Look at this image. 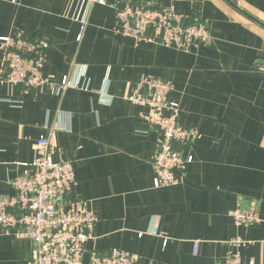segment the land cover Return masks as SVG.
Returning <instances> with one entry per match:
<instances>
[{
    "label": "crops",
    "instance_id": "obj_1",
    "mask_svg": "<svg viewBox=\"0 0 264 264\" xmlns=\"http://www.w3.org/2000/svg\"><path fill=\"white\" fill-rule=\"evenodd\" d=\"M115 2L173 7L202 22L210 41L187 54L136 45L113 33V11L97 5L78 43L75 1L0 0V40L41 39L43 75L60 82L82 70L78 84L86 87L25 95L0 80V197L14 194L9 182L32 163L37 140L60 125L53 160L72 162L69 198L98 220L84 263L91 253L120 249L137 264H222L226 242L238 237L251 242L242 264H264V225L232 220L239 207L264 218V0H107ZM2 57L0 50V72ZM143 76L170 82L180 127L201 135L173 144L192 161L170 188L153 187L159 135L143 131L147 110L124 100ZM0 264H32L30 240L0 233Z\"/></svg>",
    "mask_w": 264,
    "mask_h": 264
},
{
    "label": "built area",
    "instance_id": "obj_2",
    "mask_svg": "<svg viewBox=\"0 0 264 264\" xmlns=\"http://www.w3.org/2000/svg\"><path fill=\"white\" fill-rule=\"evenodd\" d=\"M75 1L71 19L79 25L77 42L83 37L94 6H108L114 13L113 33L132 39L135 44H151L182 53H189L210 41V36L198 19L176 14L173 7L161 11L149 10L140 5L107 0ZM175 2L177 0H169ZM48 43L41 39L5 37L0 40L2 71L0 80L19 87L23 94L42 89L51 95H61L68 89L79 87L82 70L71 73L60 82L43 75L45 51ZM170 82L143 76L135 89L124 100L147 110L141 116L144 130H155L159 135L158 146L152 158L153 187L170 188L180 183V174L192 158L183 159L173 149L176 143H195L201 135L194 129L179 125V104L170 100ZM56 125L47 129L33 147L34 159L9 185L12 196L0 197V233L15 238L27 237L32 244V264H137L133 254L115 249L106 254L91 253L83 262L85 244L95 238L96 216L82 200H72L76 181L71 161L53 160L56 152L54 141ZM142 131V132H143ZM237 227L264 225L256 209L239 207L232 213ZM152 235L164 239L157 229ZM241 238L226 242L227 251L222 264H242L241 249L250 244ZM196 245L194 246V253Z\"/></svg>",
    "mask_w": 264,
    "mask_h": 264
}]
</instances>
